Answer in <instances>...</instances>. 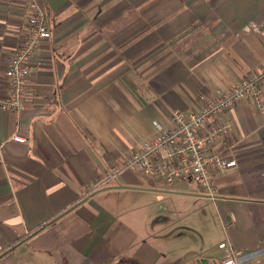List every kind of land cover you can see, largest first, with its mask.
Segmentation results:
<instances>
[{"label": "crops", "instance_id": "obj_1", "mask_svg": "<svg viewBox=\"0 0 264 264\" xmlns=\"http://www.w3.org/2000/svg\"><path fill=\"white\" fill-rule=\"evenodd\" d=\"M37 1L51 38L27 110L0 107V264H220L221 243L264 264V87L225 116L213 153L238 165L215 174V197L124 169L155 124L264 70V0ZM28 16L0 0L3 100Z\"/></svg>", "mask_w": 264, "mask_h": 264}, {"label": "built area", "instance_id": "obj_2", "mask_svg": "<svg viewBox=\"0 0 264 264\" xmlns=\"http://www.w3.org/2000/svg\"><path fill=\"white\" fill-rule=\"evenodd\" d=\"M21 2L29 14L28 22L23 40L6 71L8 97L0 99V107L12 114L27 110L29 76L37 47L51 38L42 5L37 0ZM263 87L264 70L251 71L228 92H216L198 111L173 112L168 124H155L153 136L127 157L124 169L166 185L188 180L198 186L203 195L215 197V174L238 165L233 158H222L213 153L219 138L231 132L225 116L235 104L258 96ZM14 140L27 141L21 136H15ZM116 177L115 173L109 174L105 182ZM219 248L225 252V259L220 264H241L226 243H221Z\"/></svg>", "mask_w": 264, "mask_h": 264}, {"label": "rangeland", "instance_id": "obj_3", "mask_svg": "<svg viewBox=\"0 0 264 264\" xmlns=\"http://www.w3.org/2000/svg\"><path fill=\"white\" fill-rule=\"evenodd\" d=\"M184 182V181H182ZM166 186V185H165ZM164 205H168V202L167 204H164ZM170 210H169V213H176L175 211V206H170ZM159 214H160V204L156 203V204H152V206L150 207V210L148 211V213H146L143 217H142V221L143 222H159ZM182 219L181 220H177V221H182L186 218V216L182 215L181 216ZM176 218L174 217H170L167 219V222H175ZM211 221V219H210ZM202 222H206L204 220H202Z\"/></svg>", "mask_w": 264, "mask_h": 264}]
</instances>
